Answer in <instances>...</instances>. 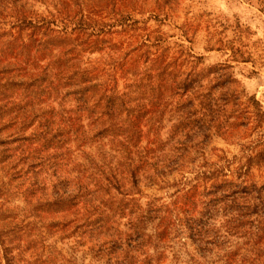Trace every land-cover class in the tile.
I'll return each instance as SVG.
<instances>
[{"label": "trees", "instance_id": "16d2710c", "mask_svg": "<svg viewBox=\"0 0 264 264\" xmlns=\"http://www.w3.org/2000/svg\"><path fill=\"white\" fill-rule=\"evenodd\" d=\"M93 2L0 0V124L31 191L22 219L0 213V264H78L70 240L86 264H264L263 107L230 66L107 42L130 19L100 23ZM247 123L244 161L211 162L210 139Z\"/></svg>", "mask_w": 264, "mask_h": 264}, {"label": "rangeland", "instance_id": "374dc122", "mask_svg": "<svg viewBox=\"0 0 264 264\" xmlns=\"http://www.w3.org/2000/svg\"><path fill=\"white\" fill-rule=\"evenodd\" d=\"M93 4L98 5L88 16L100 23L111 25L120 18L130 19L124 30L107 27V34L103 37L107 42L126 48L131 44L137 47L144 40H150V44L161 40L163 42H160L159 50L167 58L177 59L184 65V69L190 67L186 53L201 58L206 67L230 66L231 73L240 82L245 95L255 97L264 109V1L94 0ZM145 44L149 45L147 42ZM180 47H183L184 55L180 54ZM87 57L98 60L105 56L98 52ZM2 119H6L4 114L1 123ZM2 126L4 124H0V213L6 222H14V219H22L26 214L23 195L27 190L26 193L31 192L30 181L19 180L16 176L20 167L17 161H12L16 145L10 142L12 131ZM225 129V133L230 135L213 136L206 151L211 162L218 161L219 158L231 162L233 172L257 141V130L253 123L240 128L225 125ZM246 149L248 150L245 151ZM254 175L258 182L264 183V168L254 170ZM179 179V174H174L166 181L173 183ZM142 191L148 197L164 199L173 192L172 189L161 190L157 186L145 187ZM40 217L43 218L41 224H49L47 216ZM51 237L49 242L55 243L57 236ZM88 243L77 246L74 245L75 240L74 243L70 240L67 244L66 241L59 242L57 249L63 253L78 250V264H86L87 260L80 255L85 253Z\"/></svg>", "mask_w": 264, "mask_h": 264}]
</instances>
